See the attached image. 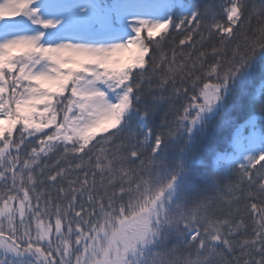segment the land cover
Segmentation results:
<instances>
[{
	"label": "snow or ice",
	"instance_id": "1",
	"mask_svg": "<svg viewBox=\"0 0 264 264\" xmlns=\"http://www.w3.org/2000/svg\"><path fill=\"white\" fill-rule=\"evenodd\" d=\"M0 264H264V0H0Z\"/></svg>",
	"mask_w": 264,
	"mask_h": 264
},
{
	"label": "trees",
	"instance_id": "2",
	"mask_svg": "<svg viewBox=\"0 0 264 264\" xmlns=\"http://www.w3.org/2000/svg\"><path fill=\"white\" fill-rule=\"evenodd\" d=\"M215 2L220 3L222 2V0H215ZM247 118V114H241L238 119H237V124L240 125L241 123H243ZM230 147V144L228 142L227 139L222 140L219 144H218V150L219 151H224L226 149H228Z\"/></svg>",
	"mask_w": 264,
	"mask_h": 264
},
{
	"label": "rangeland",
	"instance_id": "3",
	"mask_svg": "<svg viewBox=\"0 0 264 264\" xmlns=\"http://www.w3.org/2000/svg\"><path fill=\"white\" fill-rule=\"evenodd\" d=\"M244 123H245V122H244ZM244 123H243V124H244ZM241 125H242V124H241Z\"/></svg>",
	"mask_w": 264,
	"mask_h": 264
}]
</instances>
